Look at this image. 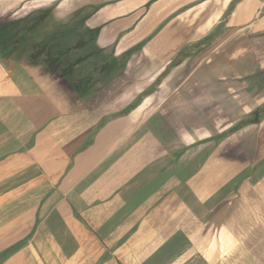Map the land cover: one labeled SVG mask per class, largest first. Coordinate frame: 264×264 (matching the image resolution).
Masks as SVG:
<instances>
[{
  "label": "crops",
  "instance_id": "1",
  "mask_svg": "<svg viewBox=\"0 0 264 264\" xmlns=\"http://www.w3.org/2000/svg\"><path fill=\"white\" fill-rule=\"evenodd\" d=\"M262 2L0 0V253L264 264Z\"/></svg>",
  "mask_w": 264,
  "mask_h": 264
},
{
  "label": "rangeland",
  "instance_id": "2",
  "mask_svg": "<svg viewBox=\"0 0 264 264\" xmlns=\"http://www.w3.org/2000/svg\"><path fill=\"white\" fill-rule=\"evenodd\" d=\"M27 3H29V1H27ZM51 10L52 11H55L56 10V7L55 5H51ZM54 15H53V19H54ZM45 20L44 19H35V24L37 26L39 25H42V23L44 22ZM34 24V23H32ZM7 41L6 37L4 38L3 36L0 35V47L4 46V43ZM52 44V45H51ZM50 45H48L46 48L44 47H37V49H39L41 51V53H43L44 51L47 52L48 54V57L46 58H49V63L54 64L56 65L57 63H61V62H64L65 60L67 61H71L72 60L70 59V56L68 55L67 56V52L65 51L64 48L62 49H55L53 46L54 43H51ZM47 56V55H46ZM69 59V60H68ZM55 67V66H54ZM12 179L10 178H5V179H0V185H4V186H10L12 183ZM3 183V184H1ZM24 249L26 248L27 250V253L25 252V255L27 256V261L29 262V264H42L43 262V259L38 257V256H41L44 254V251L41 249V250H38V251H34V249L32 250L31 247H29V242L27 241H24V242H20V243H11L9 246L5 247V252L4 253H0V257L4 255V257H6L7 255H11L12 252L16 251L17 249Z\"/></svg>",
  "mask_w": 264,
  "mask_h": 264
},
{
  "label": "built area",
  "instance_id": "3",
  "mask_svg": "<svg viewBox=\"0 0 264 264\" xmlns=\"http://www.w3.org/2000/svg\"><path fill=\"white\" fill-rule=\"evenodd\" d=\"M261 11L264 12V0L262 2V5H261Z\"/></svg>",
  "mask_w": 264,
  "mask_h": 264
}]
</instances>
